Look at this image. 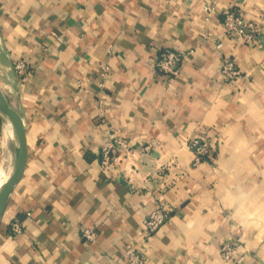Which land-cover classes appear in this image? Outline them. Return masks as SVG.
Listing matches in <instances>:
<instances>
[{
  "label": "crops",
  "instance_id": "1",
  "mask_svg": "<svg viewBox=\"0 0 264 264\" xmlns=\"http://www.w3.org/2000/svg\"><path fill=\"white\" fill-rule=\"evenodd\" d=\"M232 9L259 28L253 46L225 35ZM163 47L185 52L170 83L153 70ZM224 57L241 71L233 84L220 79ZM14 60L30 65L24 80ZM0 89L27 147L0 221V264H127L135 247L144 264H264V0H0ZM114 135L135 143L101 168ZM193 136L214 147L196 166ZM14 159L0 114V188ZM157 208L168 219L143 247Z\"/></svg>",
  "mask_w": 264,
  "mask_h": 264
},
{
  "label": "built area",
  "instance_id": "2",
  "mask_svg": "<svg viewBox=\"0 0 264 264\" xmlns=\"http://www.w3.org/2000/svg\"><path fill=\"white\" fill-rule=\"evenodd\" d=\"M206 12L211 13L213 7H207ZM223 30L225 35L230 38H238L247 46H253L259 35V28L253 22L248 21L242 14L240 9H232L225 13L223 22ZM222 47V44L217 46ZM185 52L180 49L163 47L159 48L156 56L153 59V70L159 81L170 83L178 74ZM13 71L18 80H24L29 74L30 65L24 60H14L12 62ZM220 79L224 84H233L240 77L241 71L237 67L235 61L229 57H224L221 61L219 69ZM102 104V103H101ZM135 142H127L120 136L114 135V141L106 143L100 150L99 164L101 168H115L121 160V152L129 153ZM155 146V142L148 141L143 146L144 151H148ZM188 149L191 152L192 164L194 166L211 158L214 152V147L208 139L202 137H191L187 143ZM169 210L165 208H157L153 212L147 214L143 219L145 232L142 246H146L152 236L160 229L167 221ZM31 217L30 213L26 214V218ZM24 230L22 220L15 218L10 223V233L18 235ZM82 237L89 241H95L97 232L91 228H85L81 231ZM220 255L225 261H230L233 258L234 246L228 242L222 243L219 248ZM127 264H144V254L141 247L130 248L125 252Z\"/></svg>",
  "mask_w": 264,
  "mask_h": 264
},
{
  "label": "water",
  "instance_id": "3",
  "mask_svg": "<svg viewBox=\"0 0 264 264\" xmlns=\"http://www.w3.org/2000/svg\"><path fill=\"white\" fill-rule=\"evenodd\" d=\"M0 114L8 120L10 123L13 136H14V146H15V159L14 167L0 188V221L5 212L7 202L10 194L12 193L14 187L20 181L27 160V147H26V137L25 130L23 126L22 119L15 110V108L8 103L5 96L0 89Z\"/></svg>",
  "mask_w": 264,
  "mask_h": 264
},
{
  "label": "bare ground",
  "instance_id": "4",
  "mask_svg": "<svg viewBox=\"0 0 264 264\" xmlns=\"http://www.w3.org/2000/svg\"><path fill=\"white\" fill-rule=\"evenodd\" d=\"M8 176H9V175H8ZM8 176H7V178H8ZM7 178H6V179H7ZM4 182H5V181H4Z\"/></svg>",
  "mask_w": 264,
  "mask_h": 264
}]
</instances>
